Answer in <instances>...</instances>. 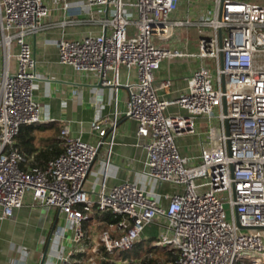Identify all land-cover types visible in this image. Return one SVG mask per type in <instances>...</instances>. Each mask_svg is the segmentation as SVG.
<instances>
[{
  "label": "built area",
  "instance_id": "2783aa9c",
  "mask_svg": "<svg viewBox=\"0 0 264 264\" xmlns=\"http://www.w3.org/2000/svg\"><path fill=\"white\" fill-rule=\"evenodd\" d=\"M180 2L84 1L81 12L89 14L97 32L59 41L58 60L95 74L101 86L113 89L115 110L111 121L91 122L96 144L71 137L64 127L65 151L43 169L25 166L16 138L23 126L42 121L41 105L34 100L38 76L30 38L51 7L47 0H0V220H13L28 198L34 206L57 209L66 226L58 227L56 236L62 238L71 227L76 246L60 251L58 264L76 263V255L87 248L102 259L104 253L130 251L150 225L160 227L151 249L176 254L175 264H264V5L214 0L212 16L173 21ZM190 26L196 27V53L166 46L176 29ZM14 46L19 52L12 71ZM181 58H196L200 64L187 78V91L165 100L160 94H169L172 81L157 86L156 72L164 61ZM123 69L135 70L136 79L129 75L124 84L127 100L120 111ZM172 106L180 112L167 114ZM122 117L138 123L144 140L145 185L125 182L108 189ZM200 118L204 130L198 134ZM196 134L199 154L183 157L177 140ZM102 148L107 149L103 179L99 190L89 192L85 182ZM165 184L171 190L156 191ZM108 212L120 220L105 225L96 246L84 245L85 224L94 214L100 218ZM89 264L96 263L90 259Z\"/></svg>",
  "mask_w": 264,
  "mask_h": 264
},
{
  "label": "crops",
  "instance_id": "0c3cea01",
  "mask_svg": "<svg viewBox=\"0 0 264 264\" xmlns=\"http://www.w3.org/2000/svg\"><path fill=\"white\" fill-rule=\"evenodd\" d=\"M84 1L64 0L56 3V0H47L51 7L50 16L44 20L38 34L30 38L38 76L34 88V100L41 105L42 121L39 124L23 126L16 138L17 147L26 157V167L45 169L51 160L65 151V146L60 139L64 127L69 128L71 137L96 144L99 137L91 132V122L95 120L109 122L113 118L115 110L113 89L101 86L95 74L78 72L71 66L60 64L58 60L57 43L59 41L78 40L89 32H97V29L89 24V14L81 12ZM194 1L181 0L178 11L172 15L171 19L176 21L204 16L200 14L198 17L195 7H190ZM66 6L68 10L64 9ZM65 21H72L73 24L64 26ZM156 40V44L163 45L158 39ZM166 46L182 49L191 54L196 53V27L176 29L173 39L167 42ZM18 52L19 48L14 46V56L9 64L12 71L16 68ZM199 64L196 58L164 61L156 72V85L170 79L172 86L169 94L161 93V97L171 101L186 92L187 78ZM3 70L4 50L0 34V72ZM129 75L131 80L136 79L135 70L130 73L125 69L121 70L119 79L123 86L121 85L118 92L120 111L125 110L127 92L124 84ZM178 112H180L179 109L174 106L167 110V114ZM204 121V119H198V134L204 130ZM198 134L184 136L177 140L183 157L190 158L199 154ZM143 144V138L138 136V123L125 117L120 118L111 155L108 189L125 182L145 185L142 176L146 157ZM106 156L107 149L102 148L85 182L84 187L87 191L99 190L103 179L101 163ZM169 189V185L165 184L159 186L156 191L165 193ZM91 196L95 199L93 195ZM96 224L104 225V227L106 225L98 215L94 214V220L84 226L87 235ZM60 226L65 227L66 221L57 209L34 206L28 198L25 205L15 211L13 220H0V264H41L44 254H46L44 264H58L60 251L68 252L76 248L71 227H66L62 238L56 236L57 228ZM85 253L86 251L78 253L75 259L77 262L73 264H89L90 259L86 258ZM143 259L124 260L121 263L136 264L135 262L138 261L140 264Z\"/></svg>",
  "mask_w": 264,
  "mask_h": 264
},
{
  "label": "rangeland",
  "instance_id": "374dc122",
  "mask_svg": "<svg viewBox=\"0 0 264 264\" xmlns=\"http://www.w3.org/2000/svg\"><path fill=\"white\" fill-rule=\"evenodd\" d=\"M237 1L264 5V0H237ZM190 5H191L190 7H192V8L195 7V9L198 11L197 12L198 17L200 14L204 15L205 17L212 16L214 0H195ZM45 209H47V208H45ZM61 222H63V221H61ZM92 228H93V230L91 232H89L87 238L85 239L84 245H87V244L89 245L90 242H92L91 244H95V246H96L99 243V236L105 227H104V225L96 224V226H94ZM159 228L160 227L158 225H150L146 228L144 235H143V241L141 242L142 245L139 247V251L137 252L138 255L136 258L141 259V258H146L148 256H152L155 259H159L160 263L165 262V260L167 259L166 251L150 248L151 242L155 241L159 235V231H160ZM98 249H101V246L98 247ZM131 253L133 254V251ZM120 254L121 253H115L114 255H111L108 260L110 262H119V261H121V258H122V256ZM84 255L88 259H93L96 264H100L101 261L103 260L101 258L102 256L97 255V253H95V252L93 253V251H91L90 248H87L86 253ZM133 257H134V255H133ZM89 261L90 260H88V262ZM134 261H135V259H134ZM129 264H134V263L132 262Z\"/></svg>",
  "mask_w": 264,
  "mask_h": 264
},
{
  "label": "trees",
  "instance_id": "16d2710c",
  "mask_svg": "<svg viewBox=\"0 0 264 264\" xmlns=\"http://www.w3.org/2000/svg\"><path fill=\"white\" fill-rule=\"evenodd\" d=\"M101 221L104 222L105 224H111V223H116L120 220L119 217L114 216L112 213L108 212L103 214L100 217ZM142 245V243L137 244L132 250L123 252L120 255L122 256L121 261L119 262H110L108 259L110 258V255L107 253H104L105 259L101 261L100 264H122L121 262L124 260H134V259H139L136 258L138 255L139 247ZM102 250V249H101ZM133 251V254L131 253ZM134 255V257H133ZM167 259L165 260L164 263H160V260H157L155 258H144L141 260L140 264H175L177 260V255L172 253V252H166ZM123 259V260H122Z\"/></svg>",
  "mask_w": 264,
  "mask_h": 264
},
{
  "label": "water",
  "instance_id": "95a60500",
  "mask_svg": "<svg viewBox=\"0 0 264 264\" xmlns=\"http://www.w3.org/2000/svg\"><path fill=\"white\" fill-rule=\"evenodd\" d=\"M220 37H222V32L221 31H220ZM48 247H49V244H48ZM46 252H47V249H46L45 253ZM45 257H46V254H44V257H43V260H42L41 264H44Z\"/></svg>",
  "mask_w": 264,
  "mask_h": 264
}]
</instances>
